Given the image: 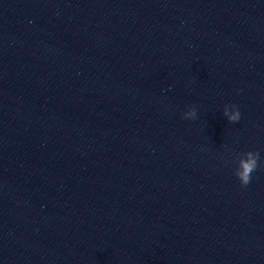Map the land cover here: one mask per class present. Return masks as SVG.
I'll return each instance as SVG.
<instances>
[{
    "label": "water",
    "instance_id": "obj_1",
    "mask_svg": "<svg viewBox=\"0 0 264 264\" xmlns=\"http://www.w3.org/2000/svg\"><path fill=\"white\" fill-rule=\"evenodd\" d=\"M249 149L264 0H0V264H264Z\"/></svg>",
    "mask_w": 264,
    "mask_h": 264
},
{
    "label": "clouds",
    "instance_id": "obj_2",
    "mask_svg": "<svg viewBox=\"0 0 264 264\" xmlns=\"http://www.w3.org/2000/svg\"><path fill=\"white\" fill-rule=\"evenodd\" d=\"M224 115L229 122H237L241 119V111L238 105L229 102L224 107ZM186 119H195L197 117V108L190 105L182 113ZM234 175L238 178L241 186H246L251 180V174L258 167V164L264 165V160L260 157V152L255 149L244 150L237 153L235 158Z\"/></svg>",
    "mask_w": 264,
    "mask_h": 264
}]
</instances>
